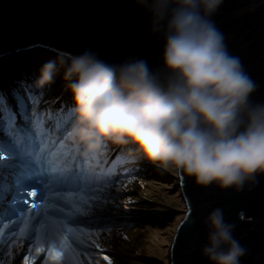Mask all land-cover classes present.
<instances>
[{"label":"clouds","instance_id":"clouds-1","mask_svg":"<svg viewBox=\"0 0 264 264\" xmlns=\"http://www.w3.org/2000/svg\"><path fill=\"white\" fill-rule=\"evenodd\" d=\"M224 2L136 0L151 15V31L163 34V64L157 69L139 57L110 63L88 48L69 54L67 60L50 59L35 79L27 78L24 70L15 73L13 82L0 75L4 76L0 104L14 106L19 97H13V90L24 83L38 99L58 101L41 103L40 108L63 106L65 113L72 111L71 126L66 125L69 142L81 149V157L91 160L95 156L93 173L102 166L99 162L115 155L114 149H124V156L137 159L126 167L138 169L131 177L134 182L119 193L111 191L114 202L101 210L94 192L57 185L45 165L32 164L18 146L17 130L10 132L11 127H6L7 139L0 144V183L6 182L11 191L6 200L0 199V233L9 252H16L9 257L0 246V262L22 264L19 245L26 240L58 247L63 264H82V254L89 264H108L103 257L110 260V255L114 264L141 260L139 248L120 253L123 241L107 229L139 230L148 213L140 211L139 204L155 203L153 199L146 202L150 198L141 185L142 178L149 181L145 175L151 163L163 173V179L155 181H165L163 171L175 170L194 178L197 185L237 191L264 175V103L252 102L258 86L240 58L229 53L224 34L212 19ZM28 49L32 47L17 52ZM60 68L66 88L62 82L55 85ZM28 131L39 149L36 133ZM25 145L29 146L27 139ZM25 168L33 177L39 176L40 182L25 178L18 187L17 175ZM93 180L97 187L106 183L102 176L94 175ZM28 187L37 193L35 200L43 195L36 206L26 205L32 201ZM126 199L134 203L127 209L118 207ZM205 224L208 234L202 254L210 264H240L247 250L233 236L235 225L225 221L223 209H214ZM89 229L93 233L102 230L95 236L99 248L87 246ZM35 264H40L39 259Z\"/></svg>","mask_w":264,"mask_h":264},{"label":"water","instance_id":"water-1","mask_svg":"<svg viewBox=\"0 0 264 264\" xmlns=\"http://www.w3.org/2000/svg\"><path fill=\"white\" fill-rule=\"evenodd\" d=\"M151 19L136 0H0V56L28 47L64 56L92 48L110 63L139 57L157 69L164 39L151 31ZM212 19L258 86L252 102L264 103V0H225ZM170 171L153 264H210L202 254L205 219L216 208L247 250L240 264H264V175L237 191L200 186Z\"/></svg>","mask_w":264,"mask_h":264},{"label":"snow or ice","instance_id":"snow-or-ice-1","mask_svg":"<svg viewBox=\"0 0 264 264\" xmlns=\"http://www.w3.org/2000/svg\"><path fill=\"white\" fill-rule=\"evenodd\" d=\"M42 95V94H41ZM4 94L0 93V97ZM13 97L16 103L0 104V144L4 143L7 139L6 127H11L17 130L18 146L24 151L25 155L31 158V163L37 166L45 165L50 170L54 181L63 184L66 187H71L76 191H92L97 195V200L100 201L98 207L103 210L108 203H113L115 198L110 195L111 191L119 193L127 189L134 180L137 168H128L126 165L135 163L137 159L124 156L122 153L124 149L112 150L115 152L113 157H106L101 163L100 169L92 172L93 163H97L95 156L91 160L85 159L80 156L78 147L69 142V134L66 125L70 127L69 121L73 120L72 111L65 113L63 106L61 108L45 107L40 108L41 103L47 105H55L58 103L56 100L43 101L33 95L31 88L24 83H20L17 89L13 90ZM36 133V142L39 143V149H36L33 144V138L28 131ZM27 139L28 145H25ZM63 141V142H62ZM11 159V156H9ZM102 176L105 184L97 187L93 180V176ZM36 179L40 182V177H33L28 168L19 172L16 179V185L22 187V181L25 179ZM182 179V177H181ZM112 185L114 187H109ZM49 187H52V182H49ZM11 186L6 182L0 183V199L7 197ZM107 192L109 195H104ZM30 196H36V192L29 193ZM134 203L130 199L124 200L122 205L127 209L129 205ZM190 215V213H189ZM2 226V225H0ZM111 231V229H107ZM100 235L99 232L93 233L90 229L87 230L86 236L90 237L87 240V246L99 248V243L95 242V236ZM14 235L11 240H15ZM9 240V243H11ZM0 246H3L4 252H9L8 247L4 245L3 233H0ZM20 247V260L22 264H35L39 259L40 264H63L62 251L51 243H46L42 247L39 242L34 240H26ZM16 250L13 249L9 252V257L15 254ZM2 256V253H0ZM45 256L47 259H45ZM103 259L112 264L107 256ZM93 261L95 258L93 257ZM0 264H8L4 260ZM82 264H89L87 260L83 259Z\"/></svg>","mask_w":264,"mask_h":264},{"label":"rangeland","instance_id":"rangeland-1","mask_svg":"<svg viewBox=\"0 0 264 264\" xmlns=\"http://www.w3.org/2000/svg\"><path fill=\"white\" fill-rule=\"evenodd\" d=\"M43 50L44 52L46 51L48 55H53L55 57L57 56L56 53L48 51L47 49H44V48L42 49L32 48V49L26 50L25 52L35 51L39 53V51L41 52ZM22 58L23 59L21 61H24L25 63H27L26 61H28V56H26L25 54L22 56ZM65 59L67 60V58ZM6 62L12 63V67H15L16 66L15 63H17L13 61L11 58L7 59ZM58 67H59V64H58ZM61 69L63 68H60V71L56 75L55 80L61 79L63 77V73L61 72ZM2 79H4V76L0 77V80ZM63 88H66V84L63 85ZM163 172L167 173V171H163ZM166 175L167 174H165V176ZM145 177H147L149 181L142 178L141 185L143 187V192H145L150 198L146 202L150 203V200L153 199L155 203L139 204L138 208L140 211L148 212L144 215V218H143V221L141 223L139 230L135 231L127 227H109V228H112V230L108 231L110 235L114 234L115 236L120 237L121 240L123 241L124 244L120 245V250H121L119 251L120 253H123V254H127L125 252L133 253L134 251H136L137 248H139L142 251L141 260H135L128 264H153L156 249H157L159 234H160L164 200H165L166 181H163V182L155 181V180H158L159 178L162 180L163 173L158 167H156V165H153L152 163L150 167L147 169ZM138 200H142V199H138ZM91 231L93 232L94 229H92ZM101 231L102 230H99V229L95 230V232H99V233H101ZM111 237L112 236H109V238ZM126 248L129 250L127 251ZM145 258L150 259V260H146ZM110 260L112 264L115 263V259L113 255H110Z\"/></svg>","mask_w":264,"mask_h":264},{"label":"trees","instance_id":"trees-1","mask_svg":"<svg viewBox=\"0 0 264 264\" xmlns=\"http://www.w3.org/2000/svg\"><path fill=\"white\" fill-rule=\"evenodd\" d=\"M41 52H44L41 51ZM26 56H28V61H26L27 63H25L24 61H21L23 58L22 56H19V55H15V56H12V57H7V59H12L13 61L14 60H17L19 59L20 62L18 63H15L16 66L15 68L16 69H20V72H22L23 70L25 71V73L27 74V78L29 79H35L37 76H40L41 77V63L43 62V59H45V57H48V61L50 59H58V57H55L53 55H43L42 53H38V52H35V51H28L25 53ZM51 57V58H50ZM2 59H5V58H2ZM2 59H0V75L1 74H5V80L7 81H10V82H13L14 81V76H15V73L12 72L11 70V67H12V63L10 62H6L4 61L5 64H3L2 62ZM27 66L26 68L23 69V67ZM4 81V79H2ZM0 80V88L3 86V81ZM63 77L61 79H58L56 80L57 82H55V85L58 86L61 82L66 84L65 80L63 82ZM168 174H173L174 176H176L177 172L175 170H171ZM165 177V181L167 182V178L166 176L164 175ZM175 182V180L173 181ZM181 191V188L179 189Z\"/></svg>","mask_w":264,"mask_h":264},{"label":"bare ground","instance_id":"bare-ground-1","mask_svg":"<svg viewBox=\"0 0 264 264\" xmlns=\"http://www.w3.org/2000/svg\"><path fill=\"white\" fill-rule=\"evenodd\" d=\"M25 51H20V52H17L16 53V55H19V56H23V55H25ZM39 53H42L43 55H48V53L45 51V52H40L39 51ZM60 56H62V57H64V58H67L68 59V56H64V55H60V54H57V56L56 57H59L60 58ZM48 57H45V59H43V62L41 63V66H43L47 61H48ZM4 61H7L6 60V57H5V59H2V62L4 63ZM15 62H20V60L19 59H17V60H14ZM6 63V62H5ZM27 66H25V67H23V69L24 68H26ZM11 70H12V72L13 73H16V74H18L19 72H20V69H16L15 67H12L11 68ZM61 72L63 73V69H61ZM66 94H67V91H66ZM50 182H52V181H50ZM58 183L59 182H57V185H58ZM7 198H5V200H6Z\"/></svg>","mask_w":264,"mask_h":264}]
</instances>
